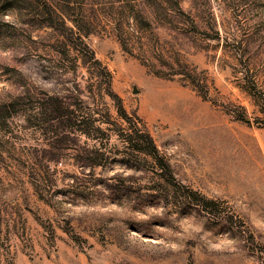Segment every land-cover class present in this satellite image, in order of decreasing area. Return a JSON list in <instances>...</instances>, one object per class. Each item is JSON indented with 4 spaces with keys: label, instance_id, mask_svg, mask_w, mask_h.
Here are the masks:
<instances>
[{
    "label": "rangeland",
    "instance_id": "obj_1",
    "mask_svg": "<svg viewBox=\"0 0 264 264\" xmlns=\"http://www.w3.org/2000/svg\"><path fill=\"white\" fill-rule=\"evenodd\" d=\"M79 33L170 175L54 115ZM0 264H264V0H0Z\"/></svg>",
    "mask_w": 264,
    "mask_h": 264
},
{
    "label": "trees",
    "instance_id": "obj_2",
    "mask_svg": "<svg viewBox=\"0 0 264 264\" xmlns=\"http://www.w3.org/2000/svg\"><path fill=\"white\" fill-rule=\"evenodd\" d=\"M64 47L66 50H73L76 68L85 69L86 76L79 78L75 84L77 114L75 111H69L68 106L70 103L66 102V96H63L61 99L64 98V100L60 99L53 107L52 111L54 115L64 123L71 124L77 121L74 132L85 133L91 138L105 137L111 132L117 133L126 142L127 149L142 153L144 156L153 158V161H157L155 165L159 169L161 177L166 174L170 175L169 165L158 156L156 146L145 126L143 124L140 126L139 122L136 121L131 122L130 117L126 114L121 103V98L113 90L111 72L96 57L94 51L84 40V35L79 33L76 41L72 42V46L66 43ZM84 86L87 88L89 95H91L90 104H92V109H90L89 103L86 105L87 101L83 100L82 93L84 90L81 87L85 89ZM89 95L87 99H90ZM70 97V95L67 96V99ZM110 106L114 107L116 111V117L113 120L109 113ZM124 122H127L126 126L123 125ZM102 123H107L112 125V127L102 128L100 126ZM65 132L70 134L72 131L65 130ZM101 147L90 151L91 156H86V158L96 162L102 159L104 154L100 150Z\"/></svg>",
    "mask_w": 264,
    "mask_h": 264
}]
</instances>
